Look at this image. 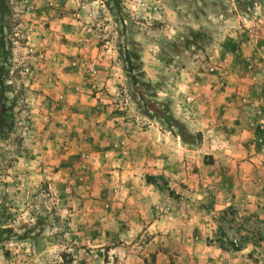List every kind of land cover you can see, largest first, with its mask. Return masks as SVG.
<instances>
[{
	"label": "rangeland",
	"instance_id": "rangeland-1",
	"mask_svg": "<svg viewBox=\"0 0 264 264\" xmlns=\"http://www.w3.org/2000/svg\"><path fill=\"white\" fill-rule=\"evenodd\" d=\"M6 6L0 264H140L181 246L212 248L197 264H264V0ZM131 75L187 130L222 140L182 143L136 107ZM225 158L247 170L237 197L177 241L171 214L183 230L213 210L208 184L233 183Z\"/></svg>",
	"mask_w": 264,
	"mask_h": 264
},
{
	"label": "crops",
	"instance_id": "crops-1",
	"mask_svg": "<svg viewBox=\"0 0 264 264\" xmlns=\"http://www.w3.org/2000/svg\"><path fill=\"white\" fill-rule=\"evenodd\" d=\"M60 47L64 46L63 44L59 45ZM58 47V46H57ZM48 49L49 46H48ZM217 96H219V93H213ZM198 118H194V120L190 123L192 126L195 125L197 123ZM199 120H205V119H200ZM194 122V123H193ZM191 129V128H190ZM194 129V128H193ZM195 132H199L200 134V140L201 142H203V140L205 141V137H207V140L209 142H214V141H218L220 142L222 140V137L218 134L216 137V133L218 131H216L215 129H213L214 132H212L210 130V132H203L205 131V129L203 131H201V129L199 128H195L194 129ZM207 135V136H206ZM199 140V141H200ZM198 141V142H199ZM216 155V154H215ZM225 160L227 161V165L229 166L230 169V174L231 178L233 179V183L231 185H227L225 182V186L223 185V183H218L216 184L214 182V180L212 181L211 184H208L207 187V191L208 193L212 194L213 197H211L212 201L214 202V206H213V210H210L209 213H204L202 215H200V218L197 217H191V220L195 221V224H191L192 222H190L191 220H189V222L187 223L186 220L184 223L185 228L182 230L181 226L176 222L175 217H173L174 213H172V220H168V224H169V234H172L174 236V239L176 238V240L178 241V238L180 237V234H187L188 236L184 237L192 239L193 234H198L196 232V230H194L193 226L196 224H199L198 222H200V224L205 225L210 227L212 224L211 218H213L214 220V214L216 215V211L217 209H220L222 207H224L225 205H227L228 202L234 200L237 197V193L239 192V189H237L236 187H238V179L235 177L239 176V178L241 176L244 175V171H247L245 168H240L242 167L241 162L237 161V159L232 162L230 160V158H225ZM236 186V187H235ZM231 193H235V196L232 198L231 200ZM175 202L173 201V204ZM175 212V211H174ZM221 212V211H220ZM213 214V215H212ZM213 216V217H212ZM169 217V215H165L164 218H161L160 220L162 221V223H164L165 219H167ZM178 218V217H176ZM206 220L209 221V223L205 222ZM216 221V216H215V220ZM181 222V221H180ZM191 224V225H190ZM186 229V230H185ZM206 229V228H205ZM204 229V230H205ZM212 249L211 247H201V246H197V247H174V248H160V249H156V252H154L153 250L150 249H146L147 252H141V260H140V264H197V262L203 263L204 260H207L208 258L204 257V255L207 253V250ZM149 253H153L151 255H153V259L152 260H148L147 258H144V256L148 255ZM139 258L136 260H132V264H139ZM211 264H214V259L212 258L211 260Z\"/></svg>",
	"mask_w": 264,
	"mask_h": 264
},
{
	"label": "trees",
	"instance_id": "trees-1",
	"mask_svg": "<svg viewBox=\"0 0 264 264\" xmlns=\"http://www.w3.org/2000/svg\"><path fill=\"white\" fill-rule=\"evenodd\" d=\"M8 0H0V22L6 23V16L9 14L8 9L6 8ZM192 42L194 43L196 36L192 34ZM174 44V43H172ZM4 56V62L7 59L8 53L4 52L2 53ZM136 57V55H135ZM139 61V66L137 67L139 70L141 69V62ZM4 69V66H0V71ZM141 71V70H140ZM129 77V85L131 86L130 94L131 99L133 102L136 103V107L141 109V111L145 114L150 113L152 116L161 119L164 124L169 127V129H172L173 127L177 128L176 134L179 136V139L182 143L186 145H193L197 143L200 140V133L199 132H191L187 130L184 125L179 122L176 118H174L168 109V106L164 102H159L154 99V95L149 94V92L146 94V96L143 94L144 92L141 91V88L138 84H143L144 82H137L134 75L128 76ZM147 83V82H145ZM1 91V90H0ZM137 97L142 99V103L138 104ZM10 106H4V104H0V137H3L8 134V132L13 127V119H9L6 114H4V111L6 109H10Z\"/></svg>",
	"mask_w": 264,
	"mask_h": 264
}]
</instances>
